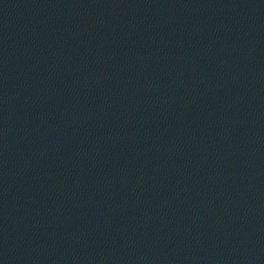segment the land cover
<instances>
[{
	"label": "water",
	"instance_id": "1",
	"mask_svg": "<svg viewBox=\"0 0 264 264\" xmlns=\"http://www.w3.org/2000/svg\"><path fill=\"white\" fill-rule=\"evenodd\" d=\"M0 264H264V0H0Z\"/></svg>",
	"mask_w": 264,
	"mask_h": 264
}]
</instances>
